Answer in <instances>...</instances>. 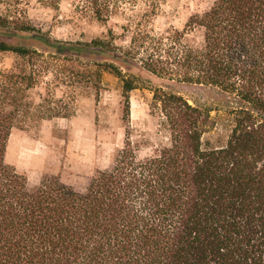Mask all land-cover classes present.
Listing matches in <instances>:
<instances>
[{
	"label": "trees",
	"instance_id": "obj_1",
	"mask_svg": "<svg viewBox=\"0 0 264 264\" xmlns=\"http://www.w3.org/2000/svg\"><path fill=\"white\" fill-rule=\"evenodd\" d=\"M18 1L0 13V56L17 59L0 65V264H264V0H214L162 33L151 26L161 0H69L81 17H123L125 46L112 30L55 38ZM134 70L160 82L151 111L167 145L140 157L128 128L110 166L79 185L32 186L5 162L14 129L73 116L77 93H100L104 73L121 81L129 123ZM178 86L220 98L191 103ZM222 119L225 142L205 144Z\"/></svg>",
	"mask_w": 264,
	"mask_h": 264
},
{
	"label": "rangeland",
	"instance_id": "obj_2",
	"mask_svg": "<svg viewBox=\"0 0 264 264\" xmlns=\"http://www.w3.org/2000/svg\"><path fill=\"white\" fill-rule=\"evenodd\" d=\"M214 0H161L158 14L152 20L156 32L183 29L188 18L200 13ZM18 11L26 15L38 28L48 31L61 40H91L104 37L112 30L118 45H127L122 26L126 23L121 16H112L106 23L92 17H81L69 0H19ZM6 4L0 0V13ZM17 61L13 55L0 56V65L9 67ZM141 87L130 94V119L124 120L122 83L115 76L104 73L100 93L79 91L76 96V111L69 118L43 120L24 129H14L8 140L5 162L27 176L30 185H37L42 178L58 176L67 184L86 183L97 169L110 166L116 151L124 145L129 128L131 141L140 157L153 154L169 143L158 117L152 114V92L150 87L160 84L159 80L140 70ZM192 103L194 99L213 100L220 96L205 88L178 86ZM67 92L64 87L55 90L56 96ZM45 93L44 85L31 91L38 101ZM214 101V100H213ZM129 124V125H128ZM228 126L222 119L217 129L206 133L203 141L218 146L227 139Z\"/></svg>",
	"mask_w": 264,
	"mask_h": 264
}]
</instances>
